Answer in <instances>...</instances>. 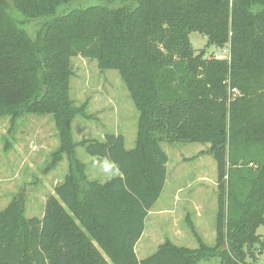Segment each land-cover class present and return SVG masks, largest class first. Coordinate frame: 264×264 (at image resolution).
Wrapping results in <instances>:
<instances>
[{
    "label": "trees",
    "instance_id": "obj_1",
    "mask_svg": "<svg viewBox=\"0 0 264 264\" xmlns=\"http://www.w3.org/2000/svg\"><path fill=\"white\" fill-rule=\"evenodd\" d=\"M26 20L39 22L34 34ZM192 31L228 55L196 51ZM80 55L119 71L140 113L134 148L122 133L74 140L72 123L86 115L71 96ZM24 113L54 116V162L65 153L70 165L42 216L27 217L22 196L0 209V264H256L264 251V0H0V117ZM164 141L211 144L215 243L167 239L140 259L136 245L168 177ZM78 144L119 174L88 179Z\"/></svg>",
    "mask_w": 264,
    "mask_h": 264
},
{
    "label": "rangeland",
    "instance_id": "obj_2",
    "mask_svg": "<svg viewBox=\"0 0 264 264\" xmlns=\"http://www.w3.org/2000/svg\"><path fill=\"white\" fill-rule=\"evenodd\" d=\"M10 1V0H9ZM87 5L100 0H85ZM18 19V18H17ZM34 34L39 22H20ZM196 51L206 49L209 56H227L224 50L208 45L199 31L190 33ZM71 96L86 115H78L72 123L73 138L104 140L106 133H122L127 147L137 144L139 110L118 70H102L96 59L75 56L71 60ZM235 91L234 96H241ZM233 96V97H234ZM234 97V98H235ZM61 140L52 114L24 113L13 119L0 117V209L14 198L23 197L27 217L43 213L46 197L61 183L69 171L68 156L54 162ZM169 156L166 188L146 221V230L136 246L140 259L154 253L167 239L178 246L198 247L200 237L214 245L217 211V162L209 151L210 143L162 142ZM77 159L85 165L88 179L104 183L118 174L106 159L87 154L83 145L75 149ZM194 228V230H193ZM264 237V224L258 228ZM198 264H219L203 260ZM256 264H264V251Z\"/></svg>",
    "mask_w": 264,
    "mask_h": 264
},
{
    "label": "crops",
    "instance_id": "obj_3",
    "mask_svg": "<svg viewBox=\"0 0 264 264\" xmlns=\"http://www.w3.org/2000/svg\"><path fill=\"white\" fill-rule=\"evenodd\" d=\"M125 139H126V138H125ZM126 147H127V144H126ZM127 148H128V147H127ZM128 149H130V148H128ZM118 174H119V172H118ZM118 174H116V175H118ZM166 184H167V181H166ZM165 188H166V185H165ZM165 188H164V189H165ZM53 192H54V191H53ZM53 192H52V193H53ZM162 195H163V193H162ZM162 195H161V197H162ZM161 197H160V199H161ZM46 198H47V197H46ZM160 199H159V200H160ZM45 200H46V199H45ZM159 200H158V201H159ZM43 212H44V209H43ZM216 212H217V211H216ZM35 215H37V214L31 215V216H35ZM42 215H43V213H42L41 215H38V216H42ZM31 216H29V217H31ZM145 230H146V229H145ZM144 232H145V231H144ZM143 234H144V233H143ZM142 236H143V235H142ZM141 238H142V237H141ZM139 241H140V240H139ZM139 241H138V242H139ZM137 244H138V243H137ZM136 246H137V245H136Z\"/></svg>",
    "mask_w": 264,
    "mask_h": 264
},
{
    "label": "built area",
    "instance_id": "obj_4",
    "mask_svg": "<svg viewBox=\"0 0 264 264\" xmlns=\"http://www.w3.org/2000/svg\"><path fill=\"white\" fill-rule=\"evenodd\" d=\"M219 58H224L223 56H218ZM238 89L237 88H232L231 91H232V95L234 96L235 94V91H237Z\"/></svg>",
    "mask_w": 264,
    "mask_h": 264
}]
</instances>
